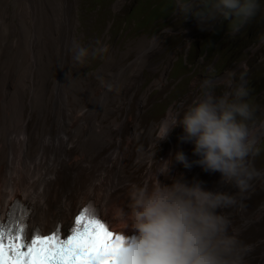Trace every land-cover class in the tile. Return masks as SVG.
<instances>
[{
  "label": "bare ground",
  "instance_id": "6f19581e",
  "mask_svg": "<svg viewBox=\"0 0 264 264\" xmlns=\"http://www.w3.org/2000/svg\"><path fill=\"white\" fill-rule=\"evenodd\" d=\"M23 3L15 15L17 24L10 26L7 21L13 14L10 16L9 0H0V221L17 200L31 209L30 231H65L78 211L89 203L112 227L115 209L127 211L129 188L137 184L135 174L141 169L140 182L148 185L155 182L165 161H170L168 175L157 177L164 184L180 177L189 183L208 178L199 169H180L175 153L191 152L187 148L190 143H175L173 130L166 139L158 140L159 125L172 110L160 123L144 131L139 123L135 124L125 143L120 138L123 123L116 118L109 120L119 110L107 107V92L113 87L131 86L158 38L138 42L136 56L127 64L107 58L94 76L98 83L91 88V82L84 77H75L82 62L74 58L79 46L78 22L69 18L66 5L61 0H42L31 7L30 2L20 0L18 8ZM11 27L16 31L12 43ZM15 82H21L17 84L21 91L6 92L5 88ZM251 132L257 141L264 134V127ZM141 138L148 140L149 148L145 150L140 145L129 160L130 146ZM166 142L169 147L157 160L156 148ZM213 182L214 191L235 194L237 202H243L245 194L254 188L249 180L247 188L238 192L223 181L220 173ZM242 210L240 206L222 212L232 222L236 211ZM258 215L245 218L242 228L231 223L230 232L240 239ZM253 251L250 247L245 258H249L248 264Z\"/></svg>",
  "mask_w": 264,
  "mask_h": 264
},
{
  "label": "rangeland",
  "instance_id": "374dc122",
  "mask_svg": "<svg viewBox=\"0 0 264 264\" xmlns=\"http://www.w3.org/2000/svg\"><path fill=\"white\" fill-rule=\"evenodd\" d=\"M24 1L27 4L30 2L32 7L42 0ZM61 1L66 5L69 18H75L78 22L76 36L79 46L89 50V55L81 62L80 73L75 77H84L88 83L91 82V88L98 83L94 76L107 58L112 57L114 62L127 64L135 58L136 48L141 41L158 38L131 86L128 88L126 84L125 89L113 87L107 92V107L119 110L109 120L116 118L123 123L120 136L123 143L135 124L139 123L141 131H144L160 123L170 110L182 111L198 94L200 84L206 78L221 82L216 90L217 95L226 94L230 89L223 82L229 79L230 72L235 74L232 77L234 82H241L243 77L242 82L250 89L249 99L256 108L255 117L249 122L251 131L264 127V45L253 47L258 34L264 32V0H260L261 11L256 19L234 35L229 34L226 22L201 28L191 16L184 19L175 10V0H123L119 4L118 0ZM18 3L20 0H9L10 16L13 14L7 21L10 26L17 24L15 15L24 5L18 8ZM9 31V42L12 43L16 39V31L14 27ZM97 48L106 51L93 56L92 52ZM100 80L106 82L103 76ZM13 84L8 86L10 90L5 88L6 92L21 91L16 82ZM182 131L180 127L173 130L175 143L182 142ZM140 145L145 150L149 148L148 140L141 138L138 144L130 146L129 160L134 158L135 150ZM191 146L187 145L191 152L183 150V153L189 161H194L198 157L193 155ZM168 147L169 142H166L156 148L157 160L162 158ZM257 147L259 153L248 159L253 173V191L245 194L243 202H237L232 207L235 210L241 206L243 210L236 211L231 222L233 227L242 228L245 218L259 213L254 219L255 224L240 237L247 246L245 258L250 247L254 250L250 264H264V134L257 140ZM180 169L189 170L182 164ZM190 169L202 171L208 177L203 180V185L214 191L213 181L219 173L205 172L196 164ZM143 170L135 174L137 184H141ZM125 231L129 233V230ZM245 261L248 264L249 258Z\"/></svg>",
  "mask_w": 264,
  "mask_h": 264
},
{
  "label": "clouds",
  "instance_id": "9594fccd",
  "mask_svg": "<svg viewBox=\"0 0 264 264\" xmlns=\"http://www.w3.org/2000/svg\"><path fill=\"white\" fill-rule=\"evenodd\" d=\"M174 7L184 19L194 18L201 28L226 22L233 35L261 11L260 0H175ZM260 45H264V32L258 34L253 47ZM104 51L97 48L92 55ZM88 55L87 48L76 47L77 61ZM234 75L228 74L223 83L230 90L220 95L216 90L221 82L204 79L191 102L161 122L157 136L164 140L176 127L182 128L180 140L193 145L198 159L189 161L183 152L175 153L174 159L186 169L196 164L205 172L220 173L224 182L243 192L253 176L248 159L260 150L249 123L256 113L250 89L243 77L234 82ZM169 163L165 161L163 170L157 171L154 183L130 185L127 211L117 207L113 212L115 230L94 209L96 218L123 238L122 264H246L247 246L230 232L231 220L221 211L236 205L235 194L212 191L202 181L189 183L183 177L164 184L157 177L168 175ZM88 206L94 205H84L77 215ZM73 225L65 231L59 228L61 236L66 238Z\"/></svg>",
  "mask_w": 264,
  "mask_h": 264
},
{
  "label": "snow or ice",
  "instance_id": "6c2138e0",
  "mask_svg": "<svg viewBox=\"0 0 264 264\" xmlns=\"http://www.w3.org/2000/svg\"><path fill=\"white\" fill-rule=\"evenodd\" d=\"M95 213L91 206L80 211L66 238L59 228L29 233L23 215L0 222V264H122L123 238Z\"/></svg>",
  "mask_w": 264,
  "mask_h": 264
}]
</instances>
